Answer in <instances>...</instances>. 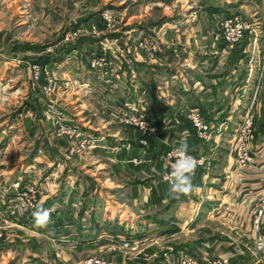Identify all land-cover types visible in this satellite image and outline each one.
Returning <instances> with one entry per match:
<instances>
[{"label": "rangeland", "instance_id": "rangeland-1", "mask_svg": "<svg viewBox=\"0 0 264 264\" xmlns=\"http://www.w3.org/2000/svg\"><path fill=\"white\" fill-rule=\"evenodd\" d=\"M216 7L239 13L254 31L229 50L216 16L213 49L196 41L202 37L193 24L188 33L197 36L190 50L205 58L218 55L238 71L236 81L223 88L236 96L238 110L254 105L258 138L264 133V0H0V264H87L92 258L130 264L145 252L141 247L156 243L127 248L124 239L111 237L104 246L88 248L85 220L103 216L98 193L137 214L155 209L136 205L128 194L133 185H149L151 177L135 174V167L147 162L142 155L162 128L132 122L139 107L151 116L145 94L125 87L138 84L140 75L141 84L151 87L149 68L172 63L170 56L182 58L180 36H168L167 28L185 24L178 20L190 11ZM119 131L122 145L102 135ZM133 131L142 138L135 140ZM105 139L117 144L112 157L99 155L109 149ZM133 140L144 150L127 164L118 157L136 147ZM209 162L207 157L203 167ZM118 164V172L110 171ZM125 187L126 193L117 191ZM140 193L141 202L150 197ZM38 205L51 212L47 227L34 224ZM165 242L156 244L163 249Z\"/></svg>", "mask_w": 264, "mask_h": 264}, {"label": "crops", "instance_id": "crops-1", "mask_svg": "<svg viewBox=\"0 0 264 264\" xmlns=\"http://www.w3.org/2000/svg\"><path fill=\"white\" fill-rule=\"evenodd\" d=\"M229 10L222 7L193 10L187 13V19L178 20L185 24L170 25L167 29L171 35L168 36H180L183 45L181 60L177 61L170 56L172 63L166 66L158 65L157 69L149 68L150 78L155 81L151 82V87L145 88L141 84V75L137 77L138 84L126 85L128 87H125V91L133 90V93L138 91L139 95L145 94L144 98L148 103L144 106L148 107L150 121L154 126L162 128L161 133L150 137L151 146L142 155L147 162L143 163L141 168L135 167V174L151 177L149 185H133L128 194L136 205L143 204L144 207L150 205V208L155 209H151L150 213L137 214L132 209L123 208L120 203H115L102 193H98L97 198L101 199L100 205H103L104 212L101 219L99 216H92L85 220L83 230L86 233L84 236L86 247L89 248L90 244L96 242L104 246L109 243L111 237L131 238L140 245L151 239L152 243L158 244L164 240L168 247L162 249L163 246H160L162 243L159 246L154 243L141 247L140 250L145 252L138 253L137 258L130 264H176L179 256L187 253L203 261L225 256L230 258V264H258L254 241L259 232L264 237V215L259 232L255 227V216L260 194L264 190V133L262 131V135L256 137L253 142L259 168L237 167L230 136L237 126V120H241L247 108L245 111L238 110L234 102L236 96L228 95L230 89L223 87L232 80L236 81L238 71L235 73L227 66L228 64L225 66L221 57L214 53V56L208 58L195 54L190 47L193 46L192 37L196 34L188 33L193 28L192 25L196 24L199 37H202L201 41H196L212 50L216 35V16L232 14L228 12ZM219 43L222 47V42ZM220 67L225 69L219 71ZM138 70L141 73V66ZM175 97L178 101L176 99L174 101ZM196 107H200L203 117L218 130L217 137L215 135L211 141H204L192 133L193 125L188 113ZM102 135L106 138L112 137L118 145H122L125 139L120 131L106 134L107 136ZM132 135L135 140L136 137L139 140L142 138L140 133L136 134L134 131ZM105 141L109 149L100 150L99 155L114 156L111 154L115 153L117 144L115 141L111 142L115 143L112 145L107 139ZM131 142L136 147H132L129 152L125 151L123 157H120L119 152V160L123 158L121 160L126 162L129 159L130 162L132 157L140 156L144 150L139 141ZM182 142L187 143L189 151L197 155H207L211 166L201 167L195 171L194 192L181 195L168 203L167 199L171 194L169 184L161 179L164 171L161 155L170 145L178 146ZM148 162H151V165H147ZM119 168L121 165L118 164V167L110 171L118 172ZM126 189L128 188L117 191L126 193ZM140 189L150 195L145 196L143 202L139 199ZM163 204L166 205L161 209L159 205ZM110 208L119 214H113ZM122 212L127 217L122 218ZM124 236L126 237L123 238ZM79 239L84 241L82 237Z\"/></svg>", "mask_w": 264, "mask_h": 264}, {"label": "built area", "instance_id": "built-area-1", "mask_svg": "<svg viewBox=\"0 0 264 264\" xmlns=\"http://www.w3.org/2000/svg\"><path fill=\"white\" fill-rule=\"evenodd\" d=\"M217 32L221 34L223 37V40L226 44V47L229 50H232L236 48V46L242 41L244 36L250 32V30L254 31L252 26L249 24L248 21H246L239 13H234L232 15H225L220 18ZM104 60V59H101ZM104 62V61H103ZM113 73H116V76L118 75V72L114 69L112 71ZM143 108V106H142ZM138 116H134L132 118L134 123L136 124H143L144 128H147L149 126L150 117L148 116V112L145 108L143 110L139 107ZM150 115V114H149ZM255 107L253 104H251L248 108L246 113L242 116L240 123L238 127L232 132L230 136V142L232 144L233 149V155L236 160V166L240 169H250V168H259L257 165V157L255 154V151L253 149V142L256 137L255 133ZM189 119L192 121L193 126L197 130L198 136L200 139L204 141H211L213 138H215V135L217 133V128L211 122L207 121L202 113L200 107L192 108L188 113ZM130 122L131 124H133ZM218 134V136H220ZM90 137V136H88ZM217 137V135H216ZM178 146L170 147L164 154L163 162H164V173L161 175V179L164 182H167L165 178V173L170 172L172 165L175 163V157L173 155L174 149H176ZM188 154L195 157L198 161V167H203L205 160L207 159V156H197L195 153L188 150ZM205 167V166H204ZM168 183V182H167ZM169 184V183H168ZM259 206L256 210V216H255V227L256 230L260 231V224L261 219L264 215V190L260 194L259 197ZM127 238V237H126ZM124 239V247H136L138 246V243L129 240ZM133 247V248H134ZM254 252L255 256L258 260L259 264H264V237L260 234H258L257 238L254 241ZM87 264H111L110 260L108 259H90ZM176 264H230V258L229 257H220V258H208L206 260H200L197 257H195L192 254H181L179 258L177 259Z\"/></svg>", "mask_w": 264, "mask_h": 264}, {"label": "clouds", "instance_id": "clouds-1", "mask_svg": "<svg viewBox=\"0 0 264 264\" xmlns=\"http://www.w3.org/2000/svg\"><path fill=\"white\" fill-rule=\"evenodd\" d=\"M173 155L175 163L172 165L171 171L165 173V178L169 183V194L174 198L181 195H188L194 192L193 176L195 175L198 161L195 157L188 154V146L186 142H182L179 147L174 149ZM34 224L38 228L47 227L51 222V212L42 205L36 206V210L32 212Z\"/></svg>", "mask_w": 264, "mask_h": 264}, {"label": "bare ground", "instance_id": "bare-ground-1", "mask_svg": "<svg viewBox=\"0 0 264 264\" xmlns=\"http://www.w3.org/2000/svg\"><path fill=\"white\" fill-rule=\"evenodd\" d=\"M122 216L124 217L125 215L123 214Z\"/></svg>", "mask_w": 264, "mask_h": 264}]
</instances>
